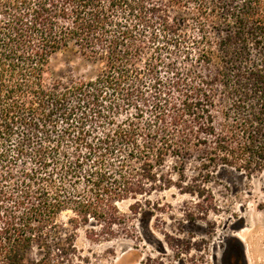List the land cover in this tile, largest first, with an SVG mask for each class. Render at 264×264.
I'll return each mask as SVG.
<instances>
[{
    "label": "trees",
    "instance_id": "obj_1",
    "mask_svg": "<svg viewBox=\"0 0 264 264\" xmlns=\"http://www.w3.org/2000/svg\"><path fill=\"white\" fill-rule=\"evenodd\" d=\"M169 159L264 169V0H0V264H84L60 214L112 237Z\"/></svg>",
    "mask_w": 264,
    "mask_h": 264
},
{
    "label": "rangeland",
    "instance_id": "obj_2",
    "mask_svg": "<svg viewBox=\"0 0 264 264\" xmlns=\"http://www.w3.org/2000/svg\"><path fill=\"white\" fill-rule=\"evenodd\" d=\"M49 69L56 78L90 77L95 66L71 47L53 55ZM175 164L156 169L171 174V187L117 202L124 219L112 237L94 240V220L74 225V213L60 214L84 264H264V169L248 174L190 161L180 178Z\"/></svg>",
    "mask_w": 264,
    "mask_h": 264
},
{
    "label": "flooded vegetation",
    "instance_id": "obj_3",
    "mask_svg": "<svg viewBox=\"0 0 264 264\" xmlns=\"http://www.w3.org/2000/svg\"><path fill=\"white\" fill-rule=\"evenodd\" d=\"M244 230L238 229L237 233L235 235L241 239L243 242H246V237L243 234Z\"/></svg>",
    "mask_w": 264,
    "mask_h": 264
}]
</instances>
